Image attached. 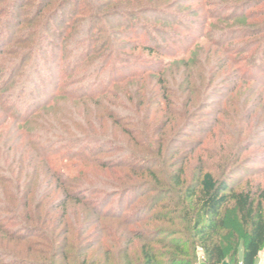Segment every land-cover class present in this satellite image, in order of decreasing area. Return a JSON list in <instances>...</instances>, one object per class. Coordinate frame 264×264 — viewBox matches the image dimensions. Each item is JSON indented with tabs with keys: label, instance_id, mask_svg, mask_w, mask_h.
<instances>
[{
	"label": "rangeland",
	"instance_id": "rangeland-1",
	"mask_svg": "<svg viewBox=\"0 0 264 264\" xmlns=\"http://www.w3.org/2000/svg\"><path fill=\"white\" fill-rule=\"evenodd\" d=\"M11 1L14 3V0H1V21L9 20L8 15H4V11L7 8L10 10ZM18 1L20 3L15 4L16 12L12 15L11 25L4 23L2 27L5 32L1 38L0 49H4V53L8 52L9 56L5 54L0 56V74H2L0 85L7 82L6 89L0 96L2 98L5 96L4 108L17 109L19 116L26 117L27 122L15 125L9 121H3L4 115L0 113V174L2 169L7 170L11 179H15L20 187L33 186L35 201L39 196L44 198L49 196L47 202L57 203L63 196L55 192L51 194V186L55 185L56 180H52V176L47 172L46 164L34 156L36 155L34 149L47 155L46 163L53 164L56 171H62L64 167L65 175L77 180V183H70L66 187H77L79 183L97 185L94 182L97 180V169L87 167L89 165L86 164L85 158L88 157L87 150L82 152L83 149L90 151L97 148L92 147L93 145L86 147L84 142H80L82 134L99 141L104 140L109 147H112L107 149L101 157L118 159L122 154L126 157L133 154L139 157L138 162L141 161L142 166L147 167L148 164L146 165L145 161L149 151L146 150L148 143L145 141L147 136L145 130L149 123L154 124L158 129L165 120L171 125L170 130L168 129L164 135L167 145L170 142V150L166 154L167 157L164 158L163 155L161 165L154 168L157 170L159 179L163 180L165 173L173 175L179 169H183V177L190 183V179L202 162L204 169L210 170L218 166L220 157L226 159L235 155L238 158L235 165L238 170L231 181L232 187L237 191L248 189L255 192L257 189H264V165H262L264 163V47L257 43V37L247 38L244 33L247 31L257 33L260 24L264 21V16H261L264 5L249 9L251 5L245 6L248 4L247 0L245 2L244 0H166L163 5L170 4L168 7H172L170 9L172 15H177L181 22L177 20L179 24L172 26L169 19L165 20V15L152 14L153 18L149 19L148 23L163 29L165 33H169L168 35L178 34L179 36L175 37L177 46L163 45L167 43V33L156 36L160 44H155L153 47L160 45L158 56L156 54L148 56V52H142L140 49L130 50V41L125 40L127 38L126 36L124 38L121 32H117L119 35L117 37L112 35L110 39V42H115V45L112 43L107 45L102 56L107 58L110 56L109 51L113 49L117 53L102 66L103 71L95 80V86H92L94 82L91 79L97 64H88L89 59L95 58L86 60L83 57L84 52L87 51L86 46H89V43L87 45L84 42L86 36L83 34L88 24H82L83 17L73 25L64 24L65 19L75 16L74 7L71 6L59 13L50 25L48 20L42 23V31L39 35L42 36L45 29L50 31L47 36L44 35L45 38L40 45L41 50L31 57L26 52L29 49L30 51L33 48L36 49L37 38L34 37L31 43H25L24 36L30 31L28 27L32 28L34 25L19 23L21 19L24 20V17L27 21L30 19L34 21L35 5L27 7L25 4L22 7L23 0ZM126 3L127 1H121L118 4H121L123 8L127 6ZM114 4L116 2L112 5ZM21 8L25 10H20ZM103 8L101 18L108 14L107 20L121 23L122 20L116 18V15L121 13V10L117 12L120 8L114 9L115 7L111 6L108 12ZM19 12L21 16L24 13L26 16L21 17L17 14ZM241 12L246 19H227V17H233L231 13L238 15ZM157 17L162 18L164 22H157ZM206 18L208 19L207 27L202 28L201 25ZM35 26L36 32H32L31 35L34 33L37 36L39 23H35ZM186 28L190 30L184 32ZM79 30L82 35L78 41H75V34ZM121 31L124 33V29ZM202 33L209 34L210 38H200ZM223 35L227 37L222 39ZM121 42L124 46L118 49V43ZM7 43V47H2ZM131 43L134 44L133 41ZM170 55L176 57H170ZM26 57H28L27 68L24 66L20 72L17 71L10 76L7 70L11 65H17L16 61ZM148 65L162 72L155 73L156 71L152 69L147 71L145 66ZM140 67H143L142 74H140ZM131 71L137 74L136 78L128 79L121 84L113 83L114 77L128 75ZM11 77L14 80L9 84ZM182 81L186 82V86L181 85ZM163 83L171 103L167 111H163L160 99L165 94L161 90ZM84 84L86 87L83 86ZM194 86L197 92L192 94L190 90L192 91ZM78 87L80 90L85 88L83 92H98L97 95H93L96 99L91 101L85 98L73 101L69 97H58L62 91L72 92ZM103 91L105 92L101 94ZM186 98L191 99L187 112L191 113L192 117L185 116L191 119V124L184 128L180 126L179 130L176 127L182 120L179 115H183L186 111V109L183 110ZM44 101L51 104L44 109L37 108V105ZM122 103L129 105L130 116L133 120L136 119V123L143 115L145 107L153 111L155 116L149 117L147 126L146 120L144 124L128 126L130 137L125 134L126 129L121 126L122 121L119 122L120 126H117L107 118L109 113H112V116L118 113L121 117L124 116V110L120 109ZM161 108V113L155 112ZM149 130H151L150 127ZM22 136L25 139H20ZM63 138H67L69 143L63 141ZM54 141L58 142L56 146L53 145ZM197 142H201V146L192 151ZM54 151H58V154L52 156ZM80 152L82 153L78 155ZM30 153L34 154V157ZM6 182L8 192L13 193V184ZM133 185L137 187L135 194L130 196L131 199L121 201L126 204L131 200L134 201L125 212V216L130 213H140L141 216L142 211L148 212V209L159 201L156 198L162 197L158 193L157 186L146 174L142 180L138 178ZM107 204V208H117L118 198L110 199ZM161 205H166V208H159ZM173 208L174 203L168 204L163 200L157 202L151 214L171 212ZM89 212L90 210L82 206L76 208L69 206L64 223L69 227L75 223L77 227L73 230L70 243L74 242L73 238L76 239L79 230L85 233L81 240L87 237L89 239L83 247L74 242L68 249H44V242L37 237H28L24 242L20 241L18 238L24 234L23 230L15 231V227L19 228L18 224L15 222L7 224L0 220V226H6L7 229L4 231H8L6 235L0 231V264H117V261L121 259L118 255L127 243L125 245L122 239L110 244L108 231H110L109 234L118 231L122 238L129 235L118 221L106 220L102 221L98 227V224L86 226L85 221L82 222V220L86 215L90 216ZM158 224L159 222H150L140 224L138 227L141 230L142 228L149 230L154 229L151 226ZM29 225L32 224L26 226L29 227ZM140 244L134 241L128 246L129 249H139ZM200 257L202 255L199 253L198 258ZM256 264H264V249L260 252Z\"/></svg>",
	"mask_w": 264,
	"mask_h": 264
},
{
	"label": "trees",
	"instance_id": "trees-1",
	"mask_svg": "<svg viewBox=\"0 0 264 264\" xmlns=\"http://www.w3.org/2000/svg\"><path fill=\"white\" fill-rule=\"evenodd\" d=\"M121 1H127V6L122 8L120 6L121 4H118ZM130 1L131 3H129ZM165 1L166 0H103L97 2L93 0H23V4H21L22 7L25 6V4L27 7L35 5V8H33L35 11L33 13L35 18L34 21L31 19L27 21L24 17V20L21 19L19 23L20 25H34L32 28L28 27V29H30L29 32L26 34L24 33L26 40L25 43H31L34 37L35 39L37 38L36 49L33 48L32 51L29 49L26 54H30L32 57L41 50L40 45L43 42V38H45L50 31V29H45L43 35L40 36L39 34L42 31L41 24L48 20L50 25L51 21H55L59 16V13L63 12L67 7L73 6L75 16L70 19H65L64 24L69 26L71 24L73 25L74 22L78 23L82 17V24H88V26H85V28H88L85 29L83 35L86 36V41L84 42H86V44L89 43V46H86L87 51L86 53L84 52L83 57L86 60L91 57L95 58L94 60L89 59L88 63L97 64L91 79L92 82H94L92 83V86H95V80H97L99 74L103 71L104 67L102 66L106 65L107 62L111 60V57L115 56L117 53L112 47L113 50L109 51L110 56L107 58L102 56L107 45L111 43L112 45H115V42H110V39L112 35L117 37V35H119L117 32H121V34L124 35V38L126 36L127 39L125 40L130 41V50L140 49L142 52H148V56H152L153 54L157 55V53H159L158 47L160 45H157L158 47L155 48L153 47L155 44H160L156 36L166 34L167 32L165 33L163 29L149 25L148 20L153 18L152 14H155L156 16L165 15L166 19H163H169L172 26H176L175 24L178 23V21L181 22L177 15H172V11H170L172 7H168L170 4L167 6L163 5V2L165 3ZM115 2L116 4L112 5ZM19 3L18 0H14V3L11 1L12 7L10 6V10L7 8V10L4 11V15H8L9 20L6 21L3 19L4 21H1L0 19V44L1 38L5 32L2 27L4 23H10L11 25V20L13 19L12 15L16 12L15 4ZM247 3L248 4H245V6L251 5L249 7L250 9L253 8V6H263L264 0H247ZM111 6L115 7L114 9L120 8L117 9V12L121 10V13H118L116 15L117 17H114L120 21L122 20L121 23L118 21L107 20L109 18L107 13L106 17L101 18L100 14L103 13V11H101L102 8L104 11L107 10L106 12H108L109 7ZM162 6L166 7L163 8ZM52 7L53 9L48 12ZM20 10H25V8H21ZM17 14H20L21 16V12ZM231 14L233 17H227V19H246V17L242 15V12L238 15ZM24 15L25 13L22 16ZM50 16H52L51 19ZM261 16H264V10ZM207 20V18L204 20L201 25L202 28L207 27ZM156 21L164 22L162 21V18H158ZM34 22L39 23L40 26L37 30V36H35L34 33L31 35L32 32H36L37 28ZM4 28L7 27L4 26ZM187 28L184 32L190 30ZM123 29L124 33L121 31ZM81 33L80 30L77 31L75 34V41L79 40L82 35ZM244 33L247 38L257 37V43L264 47V21L260 24L257 33H250V31ZM168 34L169 33H167V35ZM177 35L178 34L170 33L166 40L167 43H163V45L169 44L177 46L175 43V37ZM223 36L224 37H221L222 39L227 37L225 35ZM228 36L230 35L228 34ZM202 37L210 38V35L202 33L200 38ZM120 40L122 41L124 39ZM132 41L134 44L131 43ZM118 44V49L124 46L122 42ZM7 45L8 43L2 47L5 48ZM7 53L8 52L4 53V49H0V56L3 54L9 56ZM170 57L176 56L170 55ZM27 61L28 57L20 58L16 61L17 65H11L7 70L8 74L13 76L17 71L20 72L24 66L27 68ZM152 68L151 65L145 66L147 71ZM140 69V74H142L143 67H140ZM4 70H6V68H4ZM152 70L156 71L155 73L162 72V70L159 69ZM129 74L114 77L113 83L121 84L128 79L137 77V74L133 71ZM1 75L2 74H0V76ZM12 80L14 79L11 77L8 83L11 84ZM164 84L165 83L161 85V90H163V93L165 94L162 95L160 99L162 101L163 111H167L171 103L169 101V93ZM6 85L7 82L0 85V94L6 89ZM181 85L186 86V82L182 81ZM83 86H85V84ZM83 90H85V88L80 90L78 87L72 92L62 91L58 97H69L70 100L73 101H80L85 98L91 101L96 99L93 95H97L98 92H83ZM196 90L197 88L194 86L190 92L193 94L197 92ZM104 92L105 91L101 94ZM4 100L5 96H3V98L0 96V113L4 115L3 121L12 122L15 125L20 124L21 122H27L26 117L19 116V113L16 112L17 109H14L13 107H8V109L4 108L6 106ZM184 102L185 107H183V110L186 109V111L183 115H179L182 120L178 127H176L178 129L181 128L180 126L184 128L189 127L191 124V119L188 117H192V115L187 112L191 99L186 98ZM49 104L51 103L48 101L40 102L37 105V108L44 109L45 106ZM128 106L129 105L125 103L120 105V109L124 110V116L121 117L119 113L112 116V113H109L107 118L110 119V121L112 120L113 124L117 126H120L119 122L122 121L123 124H121V126L125 127L124 129L127 130L128 126H134V124L137 125L138 123L144 124L145 120L147 126L149 117L152 115L155 116L153 111L149 110L148 107H145L143 115L139 117L137 120L138 122L136 123V119L133 120L130 116V107ZM162 108L155 112H158V114L161 113ZM186 115H188V117H185ZM149 127L151 130H149ZM169 127H171V125L167 120H165L158 129L154 124H148V128L145 130V133L147 134L145 141L148 143L146 144V150L149 151L147 161H145V164H148L147 167L142 166L140 164L141 161L138 162L139 157L137 158V155L133 154L128 157H126L125 154H122L118 159L101 157L104 152H107V149L112 147H109L104 140L99 141L96 138L82 134L83 136L80 137V142H84L86 147L93 145L92 147L97 148V150L92 149L90 151L88 149L82 150V152L87 150L86 155L90 157H85L86 164L88 163L90 165L87 167H95V169H97V180L94 181L97 185L95 183H79L77 187H66V185H70V183H77V180L69 175H65L64 167L62 168V171H56L53 164L46 163V161H48L47 155L42 154L40 150L34 149L36 155L30 153L31 156H36L38 160L45 163L47 166V172L52 176V180H56L55 185L51 186V194L54 192L55 194L60 193L63 198L56 203L47 202L49 196H46L45 198L39 196L38 200L35 201L36 197L33 186H31V188H27L26 186L20 187V184H17L15 179H11L7 170L2 169V174H0V220L7 224L11 222L18 224L19 228L15 227V231L23 230L24 234L18 238L20 241L24 242L28 237L40 238L41 241L44 242L43 244H45L44 249H68V247L72 246L74 242L75 244L79 243L83 247L88 243L86 241H88L89 237L81 240L85 233L80 232L79 230L76 237L77 240L73 238L74 242L71 244L70 241L73 236V230H76L77 227L75 223H72L70 227L64 223L66 215H68L69 206L75 208L82 206L90 210V216L86 215L82 220V222L85 221L86 226L91 227L94 224H98V227L102 224V221H118L120 222V226L123 227L129 235L126 238H122L123 236H119L118 231L114 232V234L112 232L109 234L110 231H108L110 244L122 239L124 240L125 245L127 243L118 255V258L121 259L120 261H117V264H197L199 253L203 257V264H256L260 252L264 249V189H257L253 192L248 189L237 191L232 187L231 181L238 170L237 166H235L237 165L238 158H236L235 155L229 156L226 159L220 157V163H222H219L216 168H210V170L204 169V164L202 162L201 166L197 169V172L195 171V175L190 179V183L185 181L183 177V169H179L173 175L165 173V178L163 180L159 179L157 170L154 168L161 165L163 162L161 160L163 155L165 158V156L167 157L166 154L169 153L170 142L167 145V141L164 139L165 132L167 133ZM126 130L125 134L131 137L129 134L130 131ZM20 139L23 140L25 138L22 136ZM63 141L68 142L67 138H63ZM19 142L21 143L20 140ZM200 143L201 142H197L194 147L195 149L192 148L193 150H191H197L201 146ZM57 144V141L53 142L54 146ZM55 150L58 149L55 148ZM152 150L154 152H152ZM82 152L77 154L80 155ZM57 154L58 151H54L52 156ZM262 165H264V163H262ZM144 174L147 175L150 181L154 182L155 186H157L156 188L158 189L159 195L162 196L160 199L156 198L159 200L157 202H162L164 200V202H167L168 204L174 203V208L171 212H156L151 214L153 208L157 204L156 202L148 209V212L146 210L142 211L141 216L140 213H130L125 216V212L132 206L134 201L131 200L128 204L125 202L122 203L121 201L128 199L135 194L137 187L133 184H135V181H137L138 178L142 180ZM6 181L13 184V193L8 192ZM116 197L118 198L117 208H107V201ZM165 206L166 205H161L159 208H166ZM145 214H147L146 217ZM150 222H159V224L151 226L152 228L154 227V229L149 230H144L143 228L141 230L138 227L140 224H149ZM28 224L32 225L27 227L26 225ZM165 224L166 226H164ZM1 226L3 227V230ZM1 226L0 231H3L4 235H6L8 231L4 230L7 229V227L4 225ZM131 227H133V229H130ZM134 241L141 243L139 249H129L128 245Z\"/></svg>",
	"mask_w": 264,
	"mask_h": 264
},
{
	"label": "built area",
	"instance_id": "built-area-1",
	"mask_svg": "<svg viewBox=\"0 0 264 264\" xmlns=\"http://www.w3.org/2000/svg\"><path fill=\"white\" fill-rule=\"evenodd\" d=\"M198 264H203V257L198 258Z\"/></svg>",
	"mask_w": 264,
	"mask_h": 264
},
{
	"label": "crops",
	"instance_id": "crops-1",
	"mask_svg": "<svg viewBox=\"0 0 264 264\" xmlns=\"http://www.w3.org/2000/svg\"><path fill=\"white\" fill-rule=\"evenodd\" d=\"M240 258H241V255H240ZM224 264H226V263H224Z\"/></svg>",
	"mask_w": 264,
	"mask_h": 264
}]
</instances>
